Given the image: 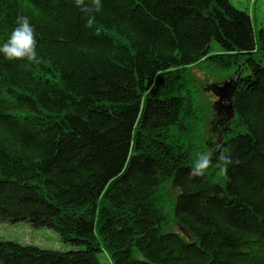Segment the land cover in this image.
<instances>
[{"label":"trees","instance_id":"trees-1","mask_svg":"<svg viewBox=\"0 0 264 264\" xmlns=\"http://www.w3.org/2000/svg\"><path fill=\"white\" fill-rule=\"evenodd\" d=\"M102 4L88 28L74 0H0V44L24 15L41 57L0 53V223L61 243L0 239V264H264L260 8ZM194 68L233 85V117L210 138ZM218 145L239 161L227 180ZM198 152L213 167L190 178Z\"/></svg>","mask_w":264,"mask_h":264},{"label":"clouds","instance_id":"clouds-1","mask_svg":"<svg viewBox=\"0 0 264 264\" xmlns=\"http://www.w3.org/2000/svg\"><path fill=\"white\" fill-rule=\"evenodd\" d=\"M74 4L85 17V26L93 28L97 14L103 11L102 0H74ZM16 24L17 26L11 31L7 40L0 44V53L9 61L24 60L30 64L41 63V57L37 52L36 31L29 18L19 15ZM95 34H100L99 28H96ZM217 148L218 156L216 159L219 162V170L224 179L227 180L228 167L239 161H234L230 146L218 145ZM211 167H213V154L211 152H198L189 176L190 178L204 177Z\"/></svg>","mask_w":264,"mask_h":264},{"label":"rangeland","instance_id":"rangeland-1","mask_svg":"<svg viewBox=\"0 0 264 264\" xmlns=\"http://www.w3.org/2000/svg\"><path fill=\"white\" fill-rule=\"evenodd\" d=\"M236 6L243 9L249 6L250 10L254 7L260 8V21L264 19V0H232ZM196 87L198 90V100L203 112L205 129L207 138L213 136V121L216 119V111L214 109L218 98L208 93L207 88L212 84L222 87L224 83L229 82V77L219 75H209L204 68H194L192 70ZM223 111V110H222ZM0 239H14L24 244H33L43 248L55 249L59 248V236L54 230L41 227L34 228L29 223L21 222L16 224L0 223Z\"/></svg>","mask_w":264,"mask_h":264},{"label":"water","instance_id":"water-1","mask_svg":"<svg viewBox=\"0 0 264 264\" xmlns=\"http://www.w3.org/2000/svg\"><path fill=\"white\" fill-rule=\"evenodd\" d=\"M208 92H212L217 98L218 101L215 103L216 116L219 121H217V127L221 125L222 117L226 116L227 119L233 117V107L231 102V97L233 93L232 82H226L222 87L212 84L207 88ZM223 110V111H222Z\"/></svg>","mask_w":264,"mask_h":264}]
</instances>
